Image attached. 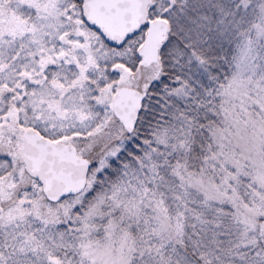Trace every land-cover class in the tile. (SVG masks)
Listing matches in <instances>:
<instances>
[{
    "label": "snow or ice",
    "instance_id": "obj_1",
    "mask_svg": "<svg viewBox=\"0 0 264 264\" xmlns=\"http://www.w3.org/2000/svg\"><path fill=\"white\" fill-rule=\"evenodd\" d=\"M0 264H264V0H0Z\"/></svg>",
    "mask_w": 264,
    "mask_h": 264
}]
</instances>
